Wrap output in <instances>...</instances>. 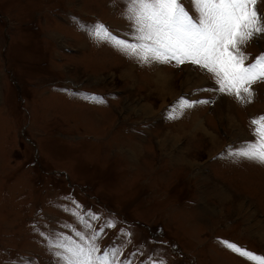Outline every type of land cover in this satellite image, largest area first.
Instances as JSON below:
<instances>
[{"label": "rangeland", "instance_id": "1", "mask_svg": "<svg viewBox=\"0 0 264 264\" xmlns=\"http://www.w3.org/2000/svg\"><path fill=\"white\" fill-rule=\"evenodd\" d=\"M127 16V0H0V264H57L76 233L116 264H256L222 241L264 256V164L228 155L257 139L264 80L238 100L95 35L136 43ZM240 49L252 63L264 35Z\"/></svg>", "mask_w": 264, "mask_h": 264}, {"label": "snow or ice", "instance_id": "2", "mask_svg": "<svg viewBox=\"0 0 264 264\" xmlns=\"http://www.w3.org/2000/svg\"><path fill=\"white\" fill-rule=\"evenodd\" d=\"M258 2L190 0L196 12L193 17L181 0H127V18L132 22L136 43L118 39L103 25H95L94 32L98 38L111 42L141 63L171 64L175 61L177 66L185 63L199 66L212 76L219 92L234 95L238 100L246 95L251 102L252 85L264 80V53L252 63H245L246 54L240 46L264 35V19L258 11ZM208 102L181 98L177 107L191 108L196 103ZM251 124L256 141L230 150L228 155L264 164V115L253 118ZM106 226L113 227V224L108 222ZM76 235L80 242L69 237L52 242L57 264H116L115 250H111V255L108 251L96 255L99 250L94 241L99 233H94L91 240H85L80 233ZM222 243L249 261L264 264V256L228 241Z\"/></svg>", "mask_w": 264, "mask_h": 264}, {"label": "bare ground", "instance_id": "3", "mask_svg": "<svg viewBox=\"0 0 264 264\" xmlns=\"http://www.w3.org/2000/svg\"><path fill=\"white\" fill-rule=\"evenodd\" d=\"M164 86H165V84H164ZM162 87V86H161ZM164 88V87H163ZM165 89V88H164ZM163 91V90H162Z\"/></svg>", "mask_w": 264, "mask_h": 264}]
</instances>
